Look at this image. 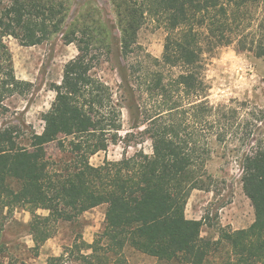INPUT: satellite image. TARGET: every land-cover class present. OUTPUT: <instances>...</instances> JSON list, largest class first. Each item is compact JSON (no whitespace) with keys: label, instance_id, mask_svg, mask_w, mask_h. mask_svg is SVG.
Returning <instances> with one entry per match:
<instances>
[{"label":"trees","instance_id":"1","mask_svg":"<svg viewBox=\"0 0 264 264\" xmlns=\"http://www.w3.org/2000/svg\"><path fill=\"white\" fill-rule=\"evenodd\" d=\"M108 2L112 26L96 9L99 19L88 13L68 26L69 0H0L1 102L25 85L16 79L9 38L32 48L63 36L79 52L65 65L61 83L50 86L55 99L42 115V133L21 135L5 123L0 129V210H28L39 250L58 224L105 206L93 244L78 241L71 250L79 264H129L128 250L158 264H214L220 254L219 264H264V150L241 164L243 191L254 210L250 227L222 228L213 240L202 236L203 220L186 217L192 192L209 190L211 143L226 137L224 110L208 102V57L234 46L264 58V0ZM149 22L167 34L163 55L144 53L120 66V102L95 70L113 52V32L123 60L143 52L138 35ZM123 109L131 130L151 143V155L141 151L119 163L91 165L92 157L127 140L121 136ZM52 145L55 155L48 152ZM40 209L48 216H38Z\"/></svg>","mask_w":264,"mask_h":264},{"label":"rangeland","instance_id":"2","mask_svg":"<svg viewBox=\"0 0 264 264\" xmlns=\"http://www.w3.org/2000/svg\"><path fill=\"white\" fill-rule=\"evenodd\" d=\"M112 26L113 14L108 0H69L68 26L80 21L90 13L94 19ZM166 32L154 23H148L138 35L139 52L131 61L122 59L119 51V34L113 32V52L101 59L95 70L96 75L108 84L121 100L120 66L136 62V57L150 54L160 59L163 55ZM13 57L16 79L25 85L17 93L0 101V129L3 124L18 128L21 135L29 132L42 133V115L47 113L55 99L50 86L60 84L67 63L75 59L79 52L69 38L57 36L41 46L26 48L17 40H7ZM205 81L210 88L208 102L225 114L226 137L222 144L211 143L212 159L208 164L207 185L209 190H194L186 207V217L203 220L202 236L217 240L220 230L230 226L232 230L250 227L254 221V210L245 196L242 184L243 158L264 150V58H256L250 53L236 51L235 47L222 48L208 57ZM129 113L123 109V131L127 140L111 146L107 152L91 158L95 167L105 161L119 163L124 157L137 152L151 155V143L138 136L140 131L131 130ZM134 134L133 137L127 136ZM26 135V136H27ZM51 155L57 153V146L48 148ZM106 207L101 206L83 214L74 223H61L55 235L39 250L35 249L30 235L31 214L26 208L0 210V264H48L51 258L64 256V264H79L75 261L76 250H71L76 242L93 244L103 230ZM38 216H48V211L38 210ZM129 264H156L154 259L126 252ZM221 254L214 264H219Z\"/></svg>","mask_w":264,"mask_h":264},{"label":"crops","instance_id":"3","mask_svg":"<svg viewBox=\"0 0 264 264\" xmlns=\"http://www.w3.org/2000/svg\"><path fill=\"white\" fill-rule=\"evenodd\" d=\"M187 218H188V217H187ZM189 220H190V219H189ZM254 220H255V217H254ZM196 221H197V220H196ZM253 223H254V221H253ZM253 223H252V224H253ZM252 224H251V225H252ZM251 225H250V226H251ZM228 227H230V226H228ZM241 230H242V229H241ZM233 231H234V230H233ZM235 231H238V230H235ZM137 254H138V253H137ZM140 255H141V254H140ZM143 256H144V255H143ZM146 257H147V256H146ZM149 258H150V257H149ZM151 259H153V258H151ZM154 260H155V259H154ZM155 261H156V264H158L157 260H155Z\"/></svg>","mask_w":264,"mask_h":264}]
</instances>
